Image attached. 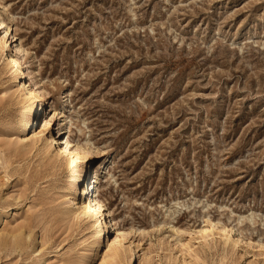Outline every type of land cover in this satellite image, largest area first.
<instances>
[{
  "label": "rangeland",
  "instance_id": "obj_1",
  "mask_svg": "<svg viewBox=\"0 0 264 264\" xmlns=\"http://www.w3.org/2000/svg\"><path fill=\"white\" fill-rule=\"evenodd\" d=\"M0 17V264H72L96 240L63 216L79 162L10 143L27 107L6 62L19 45L44 100L35 124L57 113L56 138L72 125L63 137L108 157L98 188L116 227L86 264L119 229L137 233L130 264H264L255 245L193 233L221 220L264 240V0H0ZM21 231L19 248L7 235Z\"/></svg>",
  "mask_w": 264,
  "mask_h": 264
},
{
  "label": "bare ground",
  "instance_id": "obj_2",
  "mask_svg": "<svg viewBox=\"0 0 264 264\" xmlns=\"http://www.w3.org/2000/svg\"><path fill=\"white\" fill-rule=\"evenodd\" d=\"M0 30H4L5 33L0 40V54L4 57L5 46L3 44H5L6 47H9L7 36L10 33L11 27L6 25L1 17ZM25 52L26 50L23 46L19 45L17 46L16 53H12L11 56H8L6 59L7 67L11 70L12 74L11 80L15 84L14 87H18L16 91L12 88L10 93L12 92L13 95L19 94L22 101L27 103L24 112L16 116L15 122L12 124L13 129L17 128L19 130V135L16 139H12L10 143L15 147L16 152L23 151L24 153H29L38 149V152H40L42 156L48 157L55 165L59 164L60 168L66 165L72 167L76 164V161L79 162L80 165L77 168L75 167L76 169L74 168L72 176L70 175L71 177L67 180L69 182V188L68 193L65 194L66 199L63 203L66 205L63 211V216L72 219L78 224V226L85 224V222H90L91 227H88L87 230H90L92 227L95 228L92 237L96 238V240L92 245L90 244V254L84 255V257L72 263L86 264L87 258L92 253L91 251L95 248H101L103 235L106 233L110 234V229L116 227V224L113 225V221H107V218H110V216L108 209L106 208L107 205L103 203L104 201L101 199L98 188L101 180V173H104L108 166V157H106V154L103 151L98 149L94 150L87 141V143L79 144L76 142V144L69 137L67 138V134L72 132V125H67V127L62 128L60 136L56 138L55 135L52 134V123L57 113H55L54 116H48L44 120L42 128L35 124V121L40 119L39 107H37L36 103L37 101H40L41 105L44 106V100L38 92L39 82H37L38 84L34 83L32 79V82L34 83L32 84L31 79L30 82L26 79L22 55V53L24 54ZM19 85L22 87L20 88ZM58 115H63V112L58 113ZM62 118H64V116ZM29 128H33L31 133H28ZM39 129L40 131L37 132ZM63 134L66 135V139L62 136ZM59 142H62V144L59 145L60 150L55 152V144H58ZM97 159L100 160L97 161ZM103 160L104 163L99 165ZM0 161H2V159H0ZM106 162L107 164H105ZM98 227L99 230H97ZM237 227V225L232 226L225 224L223 221L221 222V220L217 223H215V221H210V223L206 224L198 231H193V233L206 243L209 239L214 240L216 235L219 236V239H221L220 241L223 240L225 249H231L232 254H235L241 248H246L247 245H255L260 251H264L263 239L255 240L247 236L248 234L244 233V230L242 231ZM117 231L118 235L116 239L112 242L111 240L109 241L108 252L100 264H124L123 261L126 252L125 247L128 244L127 242L130 244L128 246L130 255L126 259L127 264L133 262L134 251L132 245L134 242L131 240V236L135 231H123L120 229ZM141 233L144 234V232ZM134 234L136 235L137 233ZM2 236L3 235L0 234V239ZM191 236L193 237V235ZM7 237L11 239L14 245L19 247L22 241L24 242L27 238L30 240L32 236L30 234L26 237L21 231L18 234H8ZM194 238L195 237H193V239ZM181 244L184 250H187V253L192 250L191 242ZM181 264H187V262L184 261Z\"/></svg>",
  "mask_w": 264,
  "mask_h": 264
}]
</instances>
